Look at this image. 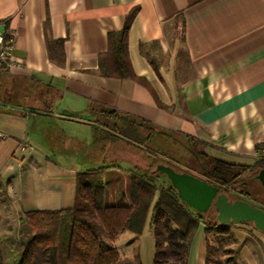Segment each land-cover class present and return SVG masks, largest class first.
<instances>
[{"label": "crops", "instance_id": "obj_1", "mask_svg": "<svg viewBox=\"0 0 264 264\" xmlns=\"http://www.w3.org/2000/svg\"><path fill=\"white\" fill-rule=\"evenodd\" d=\"M127 22L137 80L102 76L108 35ZM0 33L12 37L14 63L0 71V210L17 226L24 212L52 209L42 205L58 190L49 127L93 128L98 107L190 137L228 163L251 165L264 146V0H0ZM58 138L87 151L77 136ZM119 144L98 146L120 156ZM114 164L102 171L105 190L109 179H130V168ZM74 191L75 179L67 208ZM118 192L105 191L104 202ZM203 239L199 229L187 264H205Z\"/></svg>", "mask_w": 264, "mask_h": 264}, {"label": "trees", "instance_id": "obj_2", "mask_svg": "<svg viewBox=\"0 0 264 264\" xmlns=\"http://www.w3.org/2000/svg\"><path fill=\"white\" fill-rule=\"evenodd\" d=\"M127 32L128 22L121 31L108 35V49L98 59L97 73L137 80L126 59ZM97 112L98 118L92 125L94 144L122 142L150 160L145 168L133 162L134 166L129 169L126 205L104 204V167L80 173L74 178L75 198L71 208L31 210L19 217L16 238L0 239V264H141L138 255L119 256L114 243L124 232L140 235L149 213L154 239L152 264H187L192 242L201 226L205 264H208L219 251L211 246L208 238L220 239L228 232L229 225L219 226L207 214L196 213L180 201L165 176L152 170L156 163H162L180 171L171 159L144 145L155 136L172 133L161 132L150 123L137 122L110 109L98 107ZM142 130L147 132L145 136L140 133ZM190 141L194 140L189 137L188 145ZM197 143H191L193 150L185 149L196 165L185 172L217 187L228 199L235 196L234 199L241 200V196L247 195L243 191L236 192L235 188L244 187L245 176L255 180L256 174L264 168V146L256 148L257 160L253 164L241 165L208 156ZM120 155L130 156L128 153Z\"/></svg>", "mask_w": 264, "mask_h": 264}, {"label": "rangeland", "instance_id": "obj_3", "mask_svg": "<svg viewBox=\"0 0 264 264\" xmlns=\"http://www.w3.org/2000/svg\"><path fill=\"white\" fill-rule=\"evenodd\" d=\"M49 128H51V132L55 134L54 136L57 142L55 147L56 151L53 153L54 156L52 158L53 163L56 165L54 166L55 179L53 180L55 181L56 188L61 191L63 195V201L61 203L57 199L58 194L56 193H59L58 190H56L54 197H50L51 200L47 199L43 201L42 205L52 208L50 210L67 208L72 205V196L70 199L69 197L72 195L71 188L74 182L73 178L75 173L86 172L87 170L90 171L100 167H110L115 165L114 163L126 170L134 166V164L129 161V158L135 162L137 166L142 168L149 165L150 160L148 158H144L136 148L122 142H120L118 146L120 153H128L130 157H124L121 155L113 156L100 152V146H98V144L94 145L92 127L77 129L74 127H67L64 124H53ZM160 131L165 133L164 130ZM60 133L65 136H77L84 144L87 143V151L85 153H76L77 151L73 149L74 147L65 146L64 140H59L60 138L57 139V136L60 135ZM140 133L145 136L147 132L142 130ZM187 141V137L184 138L180 135L168 134V136H155L152 140L144 143V145L149 149L155 150L160 156L171 159V162L177 166V169H180L178 172H185L196 167L193 158L185 153V149L187 148L194 149V145L191 144L194 141H190V145L187 144ZM114 147L115 146H111V149ZM47 148L48 146H46V149ZM161 164L162 163H156L152 170H155V167ZM125 181L126 179L123 180V178H119L117 182L112 181L111 179L107 181V189L105 190L107 196L110 191H119L116 196L117 202L112 204L126 205L127 201L124 196H127L128 194L127 189L129 186V180L126 181V189L124 188ZM243 184L244 187L238 185L235 188L236 192L243 191L244 193H247V195L240 197L241 200H244L253 207L264 211V189L256 180L250 179L248 176L244 177ZM234 198L236 197L232 196L229 199L236 200ZM105 204L109 205V202L106 201ZM206 214L214 222L215 213H212L210 210L206 212ZM7 215L8 219L6 224L0 221V234L5 232L6 228L15 231V233L17 232L16 230L18 229V226L15 221L17 218L16 215L9 210L7 213L0 210V216ZM149 219L150 213L140 235L124 232L118 237L114 246L119 252V256L122 258H132L134 255H138L141 264L153 263L154 239L149 225ZM7 224H9V226H7ZM227 229L228 232L221 236L220 239L216 236H210L208 238L211 246L219 249V251L213 255L212 260L208 264H264V234L256 231L249 223L229 225ZM200 230H203V226L200 227ZM15 233L9 235L15 238Z\"/></svg>", "mask_w": 264, "mask_h": 264}, {"label": "water", "instance_id": "obj_4", "mask_svg": "<svg viewBox=\"0 0 264 264\" xmlns=\"http://www.w3.org/2000/svg\"><path fill=\"white\" fill-rule=\"evenodd\" d=\"M154 172L165 176L180 201L199 214L208 211L215 213L219 226L249 223L264 234V211L248 204L244 200L230 201L227 195L219 192L206 181L187 172H177L168 165H157ZM254 179L264 189V168L259 170Z\"/></svg>", "mask_w": 264, "mask_h": 264}, {"label": "built area", "instance_id": "obj_5", "mask_svg": "<svg viewBox=\"0 0 264 264\" xmlns=\"http://www.w3.org/2000/svg\"><path fill=\"white\" fill-rule=\"evenodd\" d=\"M12 37H5L0 33V71L10 67L11 62ZM0 134V140L2 139Z\"/></svg>", "mask_w": 264, "mask_h": 264}, {"label": "bare ground", "instance_id": "obj_6", "mask_svg": "<svg viewBox=\"0 0 264 264\" xmlns=\"http://www.w3.org/2000/svg\"><path fill=\"white\" fill-rule=\"evenodd\" d=\"M199 243H200V242H199ZM200 248H201V247H200ZM200 248H199V249H200Z\"/></svg>", "mask_w": 264, "mask_h": 264}]
</instances>
